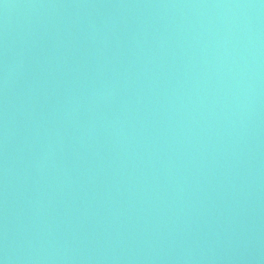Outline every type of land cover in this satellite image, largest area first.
Instances as JSON below:
<instances>
[{
  "label": "water",
  "instance_id": "obj_1",
  "mask_svg": "<svg viewBox=\"0 0 264 264\" xmlns=\"http://www.w3.org/2000/svg\"><path fill=\"white\" fill-rule=\"evenodd\" d=\"M0 264H264V0H0Z\"/></svg>",
  "mask_w": 264,
  "mask_h": 264
}]
</instances>
